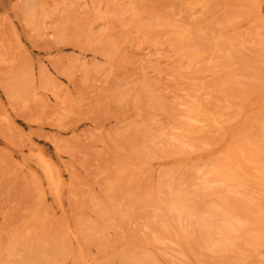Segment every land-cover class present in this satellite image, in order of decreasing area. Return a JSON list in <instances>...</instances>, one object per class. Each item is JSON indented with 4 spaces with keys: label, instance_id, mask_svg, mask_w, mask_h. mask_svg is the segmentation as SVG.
Segmentation results:
<instances>
[{
    "label": "rangeland",
    "instance_id": "374dc122",
    "mask_svg": "<svg viewBox=\"0 0 264 264\" xmlns=\"http://www.w3.org/2000/svg\"><path fill=\"white\" fill-rule=\"evenodd\" d=\"M199 1L0 0V264H264V0Z\"/></svg>",
    "mask_w": 264,
    "mask_h": 264
},
{
    "label": "bare ground",
    "instance_id": "6f19581e",
    "mask_svg": "<svg viewBox=\"0 0 264 264\" xmlns=\"http://www.w3.org/2000/svg\"><path fill=\"white\" fill-rule=\"evenodd\" d=\"M198 3H202L200 0ZM195 3V4H198ZM179 39H184L191 34V29L181 28L176 31ZM26 51H28L26 49ZM59 54V51L57 55ZM46 62L51 63L50 58L46 59ZM13 107H9L6 103H2L0 106V125H5L10 127L13 123L12 120ZM4 144L9 148V144L4 141ZM58 148V147H56ZM11 158L19 161L20 167L25 171V174L30 176V183L36 188H39L40 201L43 203L46 199V195L43 192L44 186L47 185L51 190H53V195L61 194L62 190L68 187L67 179L64 174V167H66L58 154L51 155L46 150L44 145L35 144L32 141H27L23 146L14 149L12 153L9 154ZM221 176H226L225 173H220ZM55 192V193H54ZM64 211V210H63ZM227 231L224 234L223 249L228 250L234 247L235 243L234 232L231 226L226 227ZM254 241V238L250 239ZM222 249V250H223Z\"/></svg>",
    "mask_w": 264,
    "mask_h": 264
}]
</instances>
